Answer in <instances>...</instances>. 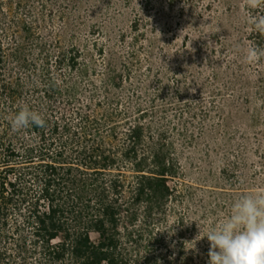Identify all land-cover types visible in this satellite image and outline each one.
Segmentation results:
<instances>
[{
    "label": "rangeland",
    "instance_id": "rangeland-1",
    "mask_svg": "<svg viewBox=\"0 0 264 264\" xmlns=\"http://www.w3.org/2000/svg\"><path fill=\"white\" fill-rule=\"evenodd\" d=\"M0 5L6 53L0 85L17 76L25 87L31 84L10 59L20 42L27 54L37 51L24 24H33L53 55L78 46L88 73L59 72L77 82L79 91L73 103L64 94L56 97L54 114L77 108L112 113L120 137L139 125L147 148L155 145L178 162L160 228L173 247L187 230L185 242L196 254L192 264H208L209 242L199 238L235 200L264 189V59L253 65L245 60L249 45L264 49V32L250 23L244 0H0ZM262 15L264 10L251 12L253 18ZM113 77L117 86L104 90ZM30 88L17 103L33 101ZM10 101L0 92V120L13 115Z\"/></svg>",
    "mask_w": 264,
    "mask_h": 264
},
{
    "label": "trees",
    "instance_id": "trees-1",
    "mask_svg": "<svg viewBox=\"0 0 264 264\" xmlns=\"http://www.w3.org/2000/svg\"><path fill=\"white\" fill-rule=\"evenodd\" d=\"M22 30L37 51L27 54L20 42L10 59L29 74L28 93L34 97L26 105L16 102L29 88L21 76L0 85L13 114L0 120V264H192L196 254L185 242L187 230L173 247L160 228L178 162L155 145L147 148L139 125L120 137L112 113L77 108L55 115L56 97L64 94L73 103L79 91L77 82L59 72L85 77V56L74 45L53 55L47 49L51 44L35 36L33 24ZM5 58L0 44L1 71ZM117 81H106L104 90ZM23 107L38 113L45 127L14 132L10 121ZM121 138L124 143L118 144Z\"/></svg>",
    "mask_w": 264,
    "mask_h": 264
},
{
    "label": "clouds",
    "instance_id": "clouds-1",
    "mask_svg": "<svg viewBox=\"0 0 264 264\" xmlns=\"http://www.w3.org/2000/svg\"><path fill=\"white\" fill-rule=\"evenodd\" d=\"M244 8L255 30L264 32V15L251 16L253 10H264V0H244ZM262 59L264 49L249 45L246 62L253 65ZM10 124L14 132H24L45 127V120L23 107L14 114ZM204 237L209 242L208 264H264V189L235 200L230 212L218 223L214 222L199 239Z\"/></svg>",
    "mask_w": 264,
    "mask_h": 264
}]
</instances>
